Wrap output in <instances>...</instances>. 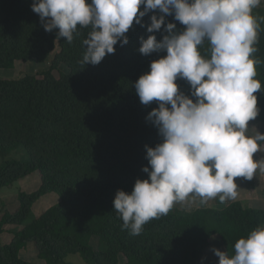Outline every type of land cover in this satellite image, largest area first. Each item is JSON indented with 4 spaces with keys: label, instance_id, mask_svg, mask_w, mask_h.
<instances>
[{
    "label": "trees",
    "instance_id": "trees-1",
    "mask_svg": "<svg viewBox=\"0 0 264 264\" xmlns=\"http://www.w3.org/2000/svg\"><path fill=\"white\" fill-rule=\"evenodd\" d=\"M32 3L0 0V69H13L17 62L49 64L35 76L0 78V153H27L25 160L0 165V193L34 173L39 176L38 188L21 190L18 206L0 217V235H13L0 243V264H31L21 257L31 243L46 264H73L67 258L78 255L86 264H122V257L125 264H205L213 239L221 241L228 256L234 255L239 238L264 227V209L239 200L194 211L173 207L146 223L139 235L122 227L114 209L117 190L130 193L137 179H148L142 171L149 166L145 146L162 142L146 119L157 102L142 104L134 87L150 71V63L166 55L138 51L140 37L162 39V30H146L158 10L142 18L145 27L134 22L125 34L126 45L118 42L113 54L92 65L81 63L91 27L78 26L79 34L69 44L57 37L58 29L44 30ZM252 15L259 24L253 58L260 61L255 78L261 91L254 93L260 112L251 121L263 124L264 134V9H253ZM166 22L175 23L177 31L184 29L172 16ZM199 50L210 58L207 41ZM176 83L191 98L190 84L184 79ZM259 143L263 150L264 142ZM47 197H54L55 204L33 215L35 205Z\"/></svg>",
    "mask_w": 264,
    "mask_h": 264
},
{
    "label": "clouds",
    "instance_id": "clouds-1",
    "mask_svg": "<svg viewBox=\"0 0 264 264\" xmlns=\"http://www.w3.org/2000/svg\"><path fill=\"white\" fill-rule=\"evenodd\" d=\"M261 0H33L45 31L58 29L57 37L71 44L81 28L91 27L83 45L81 63L98 65L114 46L128 43L125 35L142 18L152 14L147 32L140 37L139 53L166 55L150 63L134 87L144 105L157 102L146 119L162 137L155 147H146L148 179H137L130 193L117 190L113 204L124 229L139 235L152 219L166 216L174 204H200L219 197L221 203L238 196L235 178L252 180L258 167L253 154L260 151L264 134L248 135L249 121L260 109L253 58L259 24L252 15ZM143 5V10L140 6ZM172 16L184 26L166 22ZM163 26V29H162ZM210 58L199 50L205 42ZM186 80L191 98L176 81ZM195 98V99H193ZM170 106V107H169ZM234 255L213 247L218 264H264V227H257L234 245Z\"/></svg>",
    "mask_w": 264,
    "mask_h": 264
},
{
    "label": "rangeland",
    "instance_id": "rangeland-1",
    "mask_svg": "<svg viewBox=\"0 0 264 264\" xmlns=\"http://www.w3.org/2000/svg\"><path fill=\"white\" fill-rule=\"evenodd\" d=\"M264 9V0H261V3L258 7L254 8V10ZM50 63V61H48ZM49 64H37L34 61H30L27 63L17 62L13 69H0V78L5 79H15L20 78L25 75H38L42 71L46 70ZM62 70H67L64 66H61ZM263 128V124L260 122H249V130L248 135L254 136L257 131L261 132ZM27 159V153L25 150L19 149L16 151L10 152H2L0 153V165L3 164L4 161L8 160H25ZM253 159L255 161H259L261 165H264V149L258 151L253 154ZM38 174L34 173L30 177L24 179L23 181L16 182L9 188H4L0 193V217L3 213L8 211H13L18 206V193L21 190L33 192L38 188ZM235 182L237 183V191L238 196L235 200H226L221 203L219 201V197L213 198L209 200L206 204L199 203V197L195 199V202L191 205L176 203L174 204V208H179L181 210L194 211L199 208H207V207H217L228 206L229 204L239 200L243 202L247 206L257 207L264 209V168L258 167L255 175L252 180H246L243 177L235 178ZM56 199L52 198H43L41 199L34 208L33 215H38L42 211L54 205ZM9 230V229H8ZM13 235L6 231L2 235H0V243L9 242L12 239ZM218 248L222 252H226L224 246L222 245L219 239H213L211 245L206 250L203 258V262L206 264L208 261H216L218 264L219 257H217L212 248ZM21 257L31 264H46L43 260L38 258L37 250L34 244H29L28 247L22 251ZM67 262L73 264H86L84 260L78 256H69L67 258ZM121 263H126V258H121Z\"/></svg>",
    "mask_w": 264,
    "mask_h": 264
}]
</instances>
